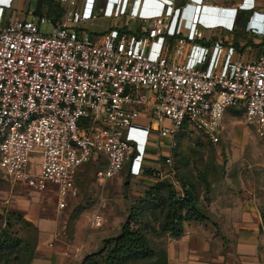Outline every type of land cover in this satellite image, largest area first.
Instances as JSON below:
<instances>
[{
  "label": "built area",
  "instance_id": "2783aa9c",
  "mask_svg": "<svg viewBox=\"0 0 264 264\" xmlns=\"http://www.w3.org/2000/svg\"><path fill=\"white\" fill-rule=\"evenodd\" d=\"M53 1L60 17L36 25L31 10L3 24L13 0H0V169L13 183L54 186L62 210L77 195L80 166L104 158L99 184L126 164L138 177L154 146L157 161L171 168L162 139L174 150L185 128L217 144L229 108L264 139V51L241 59L222 28L205 38L199 24L207 0H146L145 9L144 0H105L98 9L92 2L87 15L80 0ZM260 15L250 17L257 26ZM136 21L149 25L135 33L128 25ZM41 24L51 33L41 34ZM211 58L218 65L209 67ZM89 225L101 228V213Z\"/></svg>",
  "mask_w": 264,
  "mask_h": 264
},
{
  "label": "rangeland",
  "instance_id": "374dc122",
  "mask_svg": "<svg viewBox=\"0 0 264 264\" xmlns=\"http://www.w3.org/2000/svg\"><path fill=\"white\" fill-rule=\"evenodd\" d=\"M92 2L101 8L105 0H80L79 11L84 9V15H87L88 11L92 12ZM206 4L235 12L229 22L232 24L225 26L229 31L224 33L230 35V40L238 45L242 55L246 53L244 49L248 46L263 51L260 43H254L248 38L245 29L250 17L264 14V0H207ZM15 6H20L21 11L16 12L14 17H22L27 10H31L34 12L33 21L36 25H39L40 17L54 19L56 16L55 10L41 0H21L18 4L15 3ZM14 9L13 5L6 13L11 14ZM246 12L250 14L245 17V21H240V13ZM229 17L223 11L216 10L210 11L207 16L221 26L225 25L223 19ZM148 25L149 23L136 21L129 23L128 28L140 33ZM51 31V25L41 24V34H49ZM253 55L255 57L246 54L244 59H256L260 53L253 52ZM212 65H218L216 58ZM219 138L217 144H211L199 134L182 129L175 136L177 147L173 150L171 168L163 167L162 159L157 161L151 157L157 151H147V167L143 174L136 178L130 175L126 164L118 176L99 184L94 175L102 165L92 163L84 166L75 180L76 197L69 200L67 206L60 211L56 208L54 186L47 185L42 191L34 190L13 183L0 169V264H34L36 222L40 217H55L63 224L64 235L59 243L61 248H70L74 252L82 253L83 259H88L84 264H102L99 257L89 258L90 255L102 249L103 240L120 234L122 225L133 209L137 224L131 225L134 228L139 227L146 234L153 256L144 262L130 264H164V243L169 235L162 231L164 208L154 209L141 203L145 192L160 179L157 175L159 173L165 176L163 179L168 180L179 194L184 188L190 191L196 206L204 215L203 208L211 203L212 195L224 192L229 196H240L248 190H260V204L263 207L264 139L255 134L252 125L245 124L241 110L235 108L226 110ZM39 159L40 155H32L33 161ZM35 168L38 169V165H35ZM171 169L175 176H170ZM201 192L203 199L199 200L198 195ZM94 212H100L103 216V225L96 230L89 225L90 216Z\"/></svg>",
  "mask_w": 264,
  "mask_h": 264
},
{
  "label": "crops",
  "instance_id": "0c3cea01",
  "mask_svg": "<svg viewBox=\"0 0 264 264\" xmlns=\"http://www.w3.org/2000/svg\"><path fill=\"white\" fill-rule=\"evenodd\" d=\"M20 1L13 0L11 9L13 5L15 9L11 14L4 13L3 24L8 23L16 12L21 11L20 6H15V3L18 4ZM213 10L231 14L230 19L235 15V12L233 13L230 9L206 5L201 12L199 24L205 38L210 37L213 29H225V26L231 25L230 21L221 26L216 20L208 19V13ZM257 15V18L261 17L260 14ZM247 35L254 43L258 44L262 40L251 33H247ZM199 43L203 44L204 41ZM244 51L246 53L243 55L238 51L243 60L246 54L254 56L253 52L261 53L262 49L258 51L248 46ZM209 64V67H212V58ZM160 148L161 156L170 155L173 157V150L169 148L167 139H162ZM149 151L154 152L157 149L153 146ZM157 153L158 151L151 157L157 158ZM92 163L102 165L101 169L106 167L104 158H100L99 161L91 160L78 168L75 180L81 168ZM194 185L197 187L195 183ZM261 193L260 190L253 189L240 196H229L225 192L212 195L211 203L206 204L203 208L208 220L187 222L183 226V234L180 237L172 238L169 235L166 237L164 243L165 264H264V206L261 207L260 204ZM182 194L178 193L180 196ZM198 198L199 200L203 199V192L199 193ZM262 201L264 204V199ZM36 227L34 264H80L83 260L82 253L59 246L64 235V226L59 220L55 217L47 219L40 217L36 222Z\"/></svg>",
  "mask_w": 264,
  "mask_h": 264
},
{
  "label": "trees",
  "instance_id": "16d2710c",
  "mask_svg": "<svg viewBox=\"0 0 264 264\" xmlns=\"http://www.w3.org/2000/svg\"><path fill=\"white\" fill-rule=\"evenodd\" d=\"M41 1H45L52 10H55L54 13L56 16L53 21L60 17L61 10L57 3L53 0ZM249 14L250 12H246L245 14L240 13V21H245V17ZM120 31L124 32L125 29L122 28ZM260 44L264 51V39L261 40ZM234 46L239 51L238 45L234 44ZM148 173H151V171H148ZM182 193V196L178 195L168 180L159 179L155 185L145 192L144 200L141 202L154 209L164 208L162 231L168 233L172 238L180 237L183 234V226L185 223L208 220L201 209L196 206L192 193L185 188ZM133 213L134 209L122 225L120 234L117 237L103 240L102 249L90 255L89 258L99 257L102 264H130L139 261L144 262L153 256L152 249L148 245L146 234L139 227L134 228L131 225L132 223L137 224L136 215ZM86 260L88 259L84 258L81 264H84ZM165 261L166 257L164 264ZM91 264L97 263L91 262Z\"/></svg>",
  "mask_w": 264,
  "mask_h": 264
},
{
  "label": "clouds",
  "instance_id": "9594fccd",
  "mask_svg": "<svg viewBox=\"0 0 264 264\" xmlns=\"http://www.w3.org/2000/svg\"><path fill=\"white\" fill-rule=\"evenodd\" d=\"M110 8H111V3L107 7V10H106L107 13H109ZM254 18L255 17H253V19H251V20L249 19L247 21L246 28L248 30H250L253 35L261 36V35H263V32H264V23H263V25H261L260 27H258L257 24H256V22H255V19Z\"/></svg>",
  "mask_w": 264,
  "mask_h": 264
},
{
  "label": "bare ground",
  "instance_id": "6f19581e",
  "mask_svg": "<svg viewBox=\"0 0 264 264\" xmlns=\"http://www.w3.org/2000/svg\"><path fill=\"white\" fill-rule=\"evenodd\" d=\"M140 6L142 7V9H145L146 8V6H147V1L146 0H144V1H142L141 2V4H140ZM140 6H139V8H140ZM227 15H229L230 17H231V14H229V13H226ZM258 16V15H257ZM232 19V18H231ZM230 18L229 19H226V18H224L223 19V21H225L224 23L226 24L228 21H230L231 20ZM233 21V20H232ZM232 24V23H231ZM219 25H220V23H219ZM205 27V26H204ZM212 27V26H211Z\"/></svg>",
  "mask_w": 264,
  "mask_h": 264
}]
</instances>
